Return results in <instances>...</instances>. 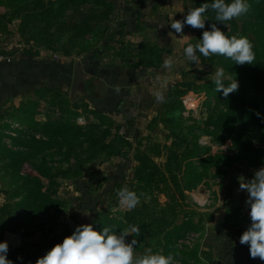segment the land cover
<instances>
[{"label":"trees","instance_id":"1","mask_svg":"<svg viewBox=\"0 0 264 264\" xmlns=\"http://www.w3.org/2000/svg\"><path fill=\"white\" fill-rule=\"evenodd\" d=\"M185 1L193 8L213 2ZM247 3L250 7L246 14L225 24L215 21V13L209 10L205 14V28L197 33L193 43L200 41L203 31L210 30L212 23H217L228 37L246 36L252 42L255 53L252 65H236L223 56H200L199 64L218 66L233 80L236 78L238 91L226 98L215 91L212 77L199 75L206 70L197 68L198 64L191 70L182 69L180 80L168 88L161 108L147 124L148 131L160 125L167 128L164 141L147 134L136 138L134 144L127 138L128 127L120 133L121 126L108 114L50 86L42 89L47 102L44 109L38 99H30L3 110L0 192L4 201L0 203V240L6 231L33 236L52 231L56 224L68 227L61 214L71 209L68 199L60 195L61 186L76 184L86 177L85 190L96 191L105 179L100 165L110 158L121 157L134 161L131 176L114 181L109 197L127 187L137 193L140 203L120 213L113 212L108 205L98 208L93 218L94 230L102 231L109 226L119 232L130 225L137 226L139 234L126 238L128 242L133 238L138 241L136 254L151 248L154 253L173 255L177 264H206L207 260L200 256L201 253L205 256V252L197 242L192 245L179 242L187 232L202 231L205 222L212 218L211 212L190 208L186 190L208 178L224 179L235 163L264 165V0ZM0 6L4 9L0 13L1 34L17 38L26 57L58 50L62 59L74 61L90 50L91 40L103 29L104 45L109 48L114 46L113 41L120 42L118 54L128 64L156 67L162 62L163 48L158 44L120 39L122 29L112 27L111 0H0ZM13 20L18 21L15 29L11 27ZM100 25L104 27L98 29ZM4 47L0 48V54L11 52ZM98 86L90 88L87 97H101ZM190 91H203L202 106L206 110L203 118L183 114L186 110L183 97ZM203 136H209L210 143H203L200 140ZM222 145L227 147L224 149ZM227 211L233 220L237 218L235 209Z\"/></svg>","mask_w":264,"mask_h":264},{"label":"crops","instance_id":"2","mask_svg":"<svg viewBox=\"0 0 264 264\" xmlns=\"http://www.w3.org/2000/svg\"><path fill=\"white\" fill-rule=\"evenodd\" d=\"M111 1L114 4L112 27L116 28L117 26L122 29L121 40L135 42L134 30H136L137 19L141 18L144 20L145 28L150 26L153 29H158L154 32L153 37L157 42L167 41L169 44L163 46L162 62L156 67L128 64L127 59L118 54L120 42L113 41L114 46L109 48L104 43L98 44L102 47L104 55H101L102 52L96 54L94 48L97 44L91 45L90 50L78 58L81 60L84 71L91 76V80L87 84L92 82L93 89H97L100 85L101 97L91 99L87 95L78 94L76 99H82L88 102L90 107L108 114L118 126L125 128L128 126L127 138L135 144L136 138L151 134V131L147 129V124L163 104V102H156L154 93L161 91L166 99L168 88L180 80L182 69L188 68L187 62L184 61L183 50L192 27L188 26L183 35L175 33L171 29L170 18L175 19L179 4L183 3V0ZM149 12L152 13L148 14ZM146 19H151V21L147 23ZM13 44L17 43H10L9 48ZM9 51L11 50L9 49ZM43 53L41 51L38 55L31 57L27 55L26 57L21 48L5 53L12 60L9 62L0 61V113L14 104V99L19 98L20 101L38 99L41 108L44 109L47 102L42 97V89L46 86L63 92L70 89L74 61L58 58V55L48 58ZM169 55L175 57V63L171 70L163 67V62ZM117 86L119 87L118 92L116 91ZM193 93V91L188 92L183 97V101L186 98L195 100ZM184 105L186 106V104ZM41 119H45V115H41ZM79 120L85 121V118L79 117ZM204 143H210V141L207 140ZM109 160L120 163L121 172L119 167H116L120 176L126 173L125 177H120L115 181L120 182L130 178L133 160L121 157H113ZM126 166L129 167L128 170H122ZM236 166L244 168V172L235 171ZM253 175L254 173L248 170L247 165L235 163L224 179L208 178L191 190H186V197L191 209L212 214V218L205 222V227L200 231V237L197 240L200 250L205 252V256L202 253L200 256L203 260H207L206 264H264V261L259 258L252 259L250 257L248 245L239 243V237L248 228L251 221L250 208L245 203L248 193L238 191V177L243 176L246 179H251ZM72 185L68 184V186ZM85 188L81 190L82 194L87 192ZM107 195L109 196L108 193ZM77 197L72 198L75 200L72 202L71 213L66 218H75V213L84 208V205L81 204L83 201L79 199L81 197ZM77 199L79 200L76 201ZM3 201L4 195L0 192V203ZM98 208L99 206L96 205L95 209ZM228 208L235 209L236 219L233 220L232 216L228 214ZM219 209L224 210V222L220 225L210 226L209 222L214 219L215 213ZM90 210L91 205L87 211ZM71 234L69 227L56 224L52 231L37 232L33 236H22L6 231L0 242H8L7 258L12 260L13 264H35L39 257L46 254L55 244L62 243L63 239Z\"/></svg>","mask_w":264,"mask_h":264},{"label":"clouds","instance_id":"3","mask_svg":"<svg viewBox=\"0 0 264 264\" xmlns=\"http://www.w3.org/2000/svg\"><path fill=\"white\" fill-rule=\"evenodd\" d=\"M249 7L247 0H231L230 3H226V0H213L212 3H202L199 7L189 8L183 20L170 18V26L175 33L181 35L184 34L185 25L193 29H204L205 14L209 10L215 13V21L225 24L246 14ZM183 51L187 61L192 64H198L200 56L209 58L214 55L228 58L236 65H252L255 60L253 44L246 36L228 37L217 23H212L210 30L203 31L198 43H189ZM174 63L175 57L169 55L165 58L163 67L171 70ZM212 82L215 91L222 92L226 98L239 89L238 80H233L223 68L215 70ZM116 91H119L118 86ZM154 96L157 103L165 101L161 91L155 92ZM259 115L257 113V116ZM238 181V191L248 193L245 203L250 208L251 221L239 237V243L248 245L252 259L259 258L264 261V166L254 172L253 178L246 179L241 176ZM117 196L121 208L132 210L140 203L137 193L127 187L118 190ZM133 233L139 234L137 226L130 225L117 232L109 226H104L102 231H96L91 224H82L77 226L71 235L66 236L62 243L55 244L46 254L39 257L35 264H177L173 255L154 253L151 248H146L142 254H136L138 241L133 238L128 242L126 239ZM8 251V242H0V264H13V261L7 258Z\"/></svg>","mask_w":264,"mask_h":264},{"label":"rangeland","instance_id":"4","mask_svg":"<svg viewBox=\"0 0 264 264\" xmlns=\"http://www.w3.org/2000/svg\"><path fill=\"white\" fill-rule=\"evenodd\" d=\"M179 9L177 10V13L175 14V19H179V20H183L184 16L186 15V11L189 9V8H193L191 3L189 1H185L183 0V3L179 4ZM177 8V7H176ZM4 12V9L3 7L0 6V13ZM152 12H149L148 14H151ZM112 16H111V20H112ZM147 20V19H146ZM113 21V20H112ZM111 21V22H112ZM151 21V19L147 20V23H149ZM17 20H13V25H11V27L13 29L16 28L17 26ZM104 27V25H100L98 26V29H102ZM187 25H185L184 29H183V33L185 34L186 30H187ZM103 30V29H102ZM102 30H101V33H99L95 38H93L91 40V45L94 46H99L98 44H103V41H102ZM158 30V29H153L152 27H148V28H145L144 27V20L141 19V18H138L137 19V23H136V30H134V39H135V43H140V44H152V43H155V44H158L160 47L163 48V46H166V44H169L167 43V41H164V42H157L156 39H154V32ZM202 29H190L189 31V39L187 40L186 44H184V48L189 44H193L194 43V39L196 38L197 36V33L199 31H201ZM1 34V32H0ZM183 35V34H181ZM7 35L6 34H1L0 35V48L2 46H6L4 48H8L9 49V45H4L7 41L8 43L11 41L17 43L19 45V49L22 48V43L14 37L13 38H10V37H6ZM161 44V45H160ZM8 49L6 51H8ZM18 49V50H19ZM5 51V52H6ZM44 52L43 54L48 57V58H52L53 55H58V58H61V55L59 54L60 52L58 50L56 51H42ZM2 54H5V53H2ZM97 54V52H96ZM101 55H104V52L101 53ZM185 54L183 53V57H184V61L187 62V65L188 68L187 69H192L194 65L191 64V62H188L186 57L184 56ZM80 57V56H78ZM78 57H75V58H78ZM65 59V58H64ZM67 60H70V59H67ZM73 62V60H70ZM108 61H109V58H108ZM197 68H204L206 71H201L199 73L200 76H203V77H213V74L215 72V70L217 68H219L218 66L216 67H208L207 64H199L198 63V66H196ZM189 77V75L187 76ZM181 78V77H180ZM66 94L67 92L69 93V89H67L66 91ZM194 97H195V100L191 101V104L192 105L191 107H189V109L183 111V114L184 116H187L188 114L192 115L193 118H203L206 114V110L204 109V106H202V103H203V100H204V96H203V91L202 92H194L193 93ZM185 96V95H184ZM14 103L15 104H18V102H20V98L19 99H14ZM161 108V107H160ZM127 125V124H126ZM128 127V126H127ZM151 131V137L153 139H157V140H161V141H164L165 140V133L167 132V128L163 127V126H159L157 127L156 129L154 130H149ZM200 140L204 143L205 141L207 142V140H209V136H203L200 138ZM214 150L217 148V145H214L213 146ZM225 147V146H224ZM244 165V163H242ZM116 167H119V171L121 172V166H120V163H117V161H114V160H108L107 162L105 163H102L100 165V168L102 170V173L104 176V180H103V186L96 190V191H92V190H87L86 193L82 194L81 193V190L83 188H85V186L88 185V182H87V179L86 178H82L79 180V183L77 182L76 184H73L72 186H68V185H63L61 186V190H60V195L62 197H65L68 199V202H69V208L72 209V205H73V200L72 198H79L80 200L83 201V203L81 202V204L84 205V208L81 210V211H78V213H75V218L78 220L79 223H82V224H91L92 226L94 225L93 223V218H94V214L96 212L97 209L96 208V205L99 206V208H103L105 207L106 205H108L110 207V209L113 211V212H116V213H120V210H124V209H120L117 207V205H115L117 202V196H112V197H109L107 195V193L109 192V190L111 189L110 187L112 186L113 182L115 180H118V178L120 177H125L126 173H123L121 176L119 175L120 173L116 170ZM129 167H123L122 170H128ZM235 171L237 172H244V168L240 167V166H236L235 167ZM71 185V184H70ZM78 186V187H77ZM77 187V188H76ZM110 188V189H109ZM77 189V190H76ZM100 190H102V192H100ZM98 193V194H97ZM75 194H78V195H75ZM104 194V195H103ZM79 199H77L76 201H78ZM91 205V210L90 211H87L88 210V207H90ZM101 205V206H100ZM119 211H118V210ZM71 213V210L68 211V213L66 214V216L68 214ZM76 220V221H77ZM53 228H55V226H53ZM72 233V232H71ZM151 244L153 247H155V241L154 239L151 240Z\"/></svg>","mask_w":264,"mask_h":264},{"label":"water","instance_id":"5","mask_svg":"<svg viewBox=\"0 0 264 264\" xmlns=\"http://www.w3.org/2000/svg\"><path fill=\"white\" fill-rule=\"evenodd\" d=\"M9 49L11 51H16L19 49V45L13 44ZM94 49L96 50L97 53L102 52V47L100 46H96ZM90 78H91L90 74L89 73L87 74V72L84 71L80 58H76L74 60L73 75L69 89L70 97L76 98L78 94H84L88 96L89 89L91 88L92 85V82L89 85L87 84V82L90 81ZM224 220H225L224 210L219 209L216 211L214 219L209 222V225L210 226L220 225L224 222ZM64 222L68 225L72 233L77 226L82 225L81 223L76 221L75 218L72 217L65 218Z\"/></svg>","mask_w":264,"mask_h":264},{"label":"built area","instance_id":"6","mask_svg":"<svg viewBox=\"0 0 264 264\" xmlns=\"http://www.w3.org/2000/svg\"><path fill=\"white\" fill-rule=\"evenodd\" d=\"M11 60L12 59H11V57L9 55L0 54V61H5V62L7 61V62H9ZM191 101H192L191 98H186L185 101H184L185 102L184 104H186V106H184V107H186L187 110L189 109V107L192 106V105H190L191 104ZM125 129H126L125 127L121 126L120 129H119V132L120 133H124L125 132ZM221 147L225 149L227 146L226 145H222ZM262 166H264V165H255L254 164V165H247V168H248V170H250L251 172L254 173L256 170H258ZM116 202H117L116 205H117L118 208H120V209H126V208H121L120 207L119 201H118V197H117ZM68 211L69 210L62 212V214H61V220H64L65 219L66 214H67ZM199 237H200V232H192V231H190V232H187L186 235L183 238H180L179 239V242L192 245L194 242H198L197 240L199 239Z\"/></svg>","mask_w":264,"mask_h":264},{"label":"flooded vegetation","instance_id":"7","mask_svg":"<svg viewBox=\"0 0 264 264\" xmlns=\"http://www.w3.org/2000/svg\"><path fill=\"white\" fill-rule=\"evenodd\" d=\"M94 86H95V84H94ZM92 89H93V85H92V87H91Z\"/></svg>","mask_w":264,"mask_h":264}]
</instances>
